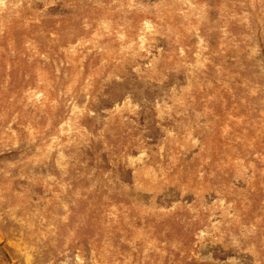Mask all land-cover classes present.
<instances>
[{"label": "rangeland", "instance_id": "374dc122", "mask_svg": "<svg viewBox=\"0 0 264 264\" xmlns=\"http://www.w3.org/2000/svg\"><path fill=\"white\" fill-rule=\"evenodd\" d=\"M0 264H264V0H0Z\"/></svg>", "mask_w": 264, "mask_h": 264}]
</instances>
